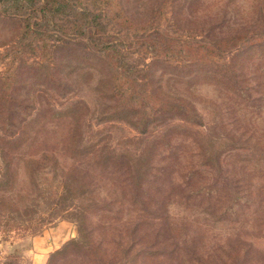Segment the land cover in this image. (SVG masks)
Returning a JSON list of instances; mask_svg holds the SVG:
<instances>
[{
  "label": "rangeland",
  "instance_id": "374dc122",
  "mask_svg": "<svg viewBox=\"0 0 264 264\" xmlns=\"http://www.w3.org/2000/svg\"><path fill=\"white\" fill-rule=\"evenodd\" d=\"M100 7L106 15L122 13L107 25L115 32H96L106 27L105 15L95 26L65 12L31 16L23 33L20 21L0 13V264H162L133 254L145 243L137 233L163 236L170 221L180 235L166 238L170 247L214 250L226 259L231 246H249L251 263L264 264V164L251 159L264 157V111L249 112L242 97L235 101L222 84L196 77L206 63L226 70L236 63L232 75L258 85L264 51L254 52L253 43L264 34V9L253 0H102ZM35 21L38 32L28 30L37 29ZM236 27L242 39L207 48ZM111 41L115 47H106ZM158 95L188 99L201 123L165 114L141 130V117L108 116L130 105L146 111ZM248 121L257 126L258 143L240 135ZM180 128L192 136L158 146L151 166L168 160L174 168L179 164L167 156L173 146L189 148L184 162L249 197L227 218L174 195L159 208L150 183L146 193L138 190L144 209L129 203L131 181L144 177L152 144ZM205 160L212 166L201 165ZM72 238L79 245L57 253Z\"/></svg>",
  "mask_w": 264,
  "mask_h": 264
},
{
  "label": "trees",
  "instance_id": "16d2710c",
  "mask_svg": "<svg viewBox=\"0 0 264 264\" xmlns=\"http://www.w3.org/2000/svg\"><path fill=\"white\" fill-rule=\"evenodd\" d=\"M84 1L0 0L1 6H3L2 10L0 9V13L3 17L17 19L18 21H20V30H22L23 33L26 32V29H23L24 26H27V28H31L29 22V18L31 16H36L37 19L42 20V18H47L48 16H62L63 14H65V12H69L71 14L77 13L76 15H79L77 18H80L83 23H89L95 26L96 24L103 25L105 22H107L104 29L97 27L96 32L108 33L109 31H116L113 27H107V25L109 24V21L113 20L114 18H119L122 14L121 12H118L115 15H106V13H103V9H101L100 7V3L102 2V0ZM253 3L258 6V10L262 13V10L264 9V0H253ZM92 7H96L98 8V10H94L92 9ZM103 15L107 17H105L106 21L102 23L100 21V17H102ZM74 16L72 17L73 21L75 19ZM214 18H216L215 15ZM116 22L118 23V21ZM34 23L37 25V29L28 30L38 32L40 29V26L38 25L39 22L35 21ZM235 30L236 31H232L231 33H224L223 31L222 35L224 36L220 37V39L212 41L213 44H209L207 48L211 47L212 45H215V47L218 46V44H220V40H223L224 44L227 42H231L232 40L237 42L239 39H242V36L240 37V33L237 30V27L235 28ZM79 32H83V30L79 29ZM256 37L258 39L255 41V43H253V46H256L254 52H258L259 54L264 51V42H262V40H264V34H257ZM235 44L236 43H234V45ZM115 45L116 43L113 41L106 43V47L108 48L115 47ZM235 64L236 63L231 64V68L226 70L221 66H219V69L214 67L211 68L210 64L206 63L205 68H201V71L199 70L198 74L196 73V77L200 76L204 81H212L222 84L226 90L234 94L235 101L238 96L242 97L243 101L241 106H243L247 111L256 113L264 111V103L261 102V100L264 99V79H261L256 86L250 85L247 82V78H243L241 81L245 82L242 83L239 79L235 78V76L232 75V73H235L237 68H239L236 67ZM258 74H261V71H258ZM253 78H255V76ZM157 94H160V92L158 91ZM2 107L3 108L1 109V111H5L4 114L8 118L10 111L9 105L5 104ZM146 108L147 110L143 111V109H138L137 107L130 105L127 108H117L114 111H110L108 113V116L110 118H120L123 117V114H130V116L133 115L141 117L142 121L137 120L139 124H141V126L138 125L137 122L135 124L141 130H146L147 124L151 122V120L165 114L167 116H180L190 123H201V118L196 106L186 98L179 97L177 101H167L163 97L159 96L155 98L154 102L149 108ZM240 109L242 108L240 107ZM248 122L249 124H246V127L240 130V135H246V140L253 139L255 140L254 143H258L257 140L259 138L256 133L257 126L251 123V121ZM192 131L193 130H191L190 128H180L175 132V135H173V132H167L164 138L157 139L154 144H152V150L147 159V162L149 163L147 165L145 175L150 174V172L152 173L147 179L144 175V177L140 176L139 178L138 176L136 180L131 181L133 183V194L129 196V203L132 206L136 207L137 205L139 209H144L147 206V203L144 201L138 190H141L142 188L141 192L146 193L144 187L148 185V183H150V185L154 188L153 191H155L156 194L159 192V195H157L155 198L157 207H165L167 199L170 196L174 195L175 197L177 196V200L180 201L181 204L188 206L189 202H192L194 204L196 203L199 206H204L203 210L211 213L215 218L219 219L227 218V216H230L235 211V208L241 202H245L249 199V197L247 195H244V193H239L238 186H236V184L235 186L230 187L229 184L224 180L219 181L216 178H211L207 170L194 166V164L192 163L187 164L186 162H184V157L187 153L190 152L189 148L184 149V147H179L178 145L173 146L172 151L169 152L170 154L167 156L171 158L173 163L179 164L174 168L172 167L171 163L170 165L168 164V160H159L153 167L151 166V158L153 157L154 153L157 152L158 146H172V136H192ZM253 137H255V139ZM176 149L178 150L176 151ZM185 151L186 154L184 153ZM250 157H248V159ZM251 159L254 161V166H256L258 162H260L259 164L261 165L264 164V157L262 156H252ZM216 162H219V160L217 159ZM201 165L210 167L212 166V161L205 160ZM169 166L170 170H167V167ZM173 170H177V180H179L178 182L177 180H173L175 179L172 175ZM167 182L172 183L164 193L162 192V190H164L165 183ZM159 215L161 214L159 213ZM134 223H136V221H134ZM177 227V223H175L174 221H170L166 234L162 236V234L159 235V232H157L153 235L152 239H147L142 233H137L139 228H137L136 226L132 227L130 233H137L138 237L141 238V242H145L139 248L134 250L133 258H140L143 261H146L147 259L152 260L154 258H158L160 259V262L162 264H164V262H169L171 264H183V262H188L189 264H253L251 263V259H256L254 250L249 246L245 247L242 245L231 246L233 250L236 249L240 253L233 250H231L230 252L228 251L226 259L222 257V254H219L214 250L208 253H204L203 251L200 252V250L196 249L195 247H190L187 250L184 245L182 247H179L178 245H175V247H170V243L166 241V238H169L170 236L180 237V235H177L176 232ZM79 243V238H72L69 243L61 247V249H57V253L63 254L67 252L69 247L79 245ZM130 246L133 247V245ZM132 247L130 248V250H132ZM241 248L242 251H240ZM129 252V254H131L133 251Z\"/></svg>",
  "mask_w": 264,
  "mask_h": 264
},
{
  "label": "crops",
  "instance_id": "0c3cea01",
  "mask_svg": "<svg viewBox=\"0 0 264 264\" xmlns=\"http://www.w3.org/2000/svg\"><path fill=\"white\" fill-rule=\"evenodd\" d=\"M54 237V236H53ZM39 242H41V239H39Z\"/></svg>",
  "mask_w": 264,
  "mask_h": 264
}]
</instances>
